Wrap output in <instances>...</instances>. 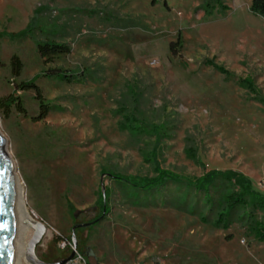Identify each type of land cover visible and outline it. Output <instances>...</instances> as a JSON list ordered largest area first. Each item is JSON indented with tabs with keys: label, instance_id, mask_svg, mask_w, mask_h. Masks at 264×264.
Here are the masks:
<instances>
[{
	"label": "rangeland",
	"instance_id": "1",
	"mask_svg": "<svg viewBox=\"0 0 264 264\" xmlns=\"http://www.w3.org/2000/svg\"><path fill=\"white\" fill-rule=\"evenodd\" d=\"M222 3L208 14L205 0H0V133L28 213L47 229L41 262L66 258L55 238L75 233L87 264H264L244 212L216 229L191 213L193 199L177 201L185 187L162 200L115 179L154 178L157 160L184 179L243 176L264 196V19L246 0ZM44 44L69 53L46 61ZM126 114L137 131L122 127Z\"/></svg>",
	"mask_w": 264,
	"mask_h": 264
},
{
	"label": "trees",
	"instance_id": "2",
	"mask_svg": "<svg viewBox=\"0 0 264 264\" xmlns=\"http://www.w3.org/2000/svg\"><path fill=\"white\" fill-rule=\"evenodd\" d=\"M206 7L205 11L208 14H212L217 8H222L224 11L227 8L223 5L222 0H205ZM250 2V11L252 14L259 16L264 19V0H246ZM26 34V32L22 33ZM21 34V35H22ZM16 36V35H14ZM172 45V50H173ZM38 52L43 59H46L51 54L59 53H69V48L66 45H39ZM48 57L47 60H51ZM211 66L214 67L220 73L229 76V73L221 66L211 63ZM12 74L15 78H19L22 74L23 64L18 57H13L11 60ZM66 78V77H65ZM244 84L248 86L251 91H254L253 82L250 79H245ZM20 90L34 89L37 92V99L41 103V108L46 109L42 110L41 119L46 118L48 115L47 106L43 103V99L33 83L21 84L18 87ZM19 100V99H18ZM15 100L14 104H19L18 107L21 108V104ZM136 119L131 114L124 115V124L123 128L128 129L131 132L137 131L134 122ZM204 166V164H203ZM153 171L156 173L154 178L143 179L139 181H133L132 179L126 177H115L116 180H119L120 183L129 186L133 194H142L147 197L156 192L161 195L163 200V192L168 189L170 185H176L180 189L185 187L187 191L186 194H182L178 198V202L182 201L183 206L191 205L190 202L193 201V211L192 214H198L202 223L211 224L216 229H222L227 231L233 224L234 218L239 217V213L244 212L247 214V226L250 233L253 235L255 240L264 244V220H258L257 214H264V196L254 193L252 191L250 183L243 177H236L234 174L221 173V172H206V174L194 180L184 179L182 176L177 175L173 172L162 169L160 163L155 160L153 164ZM222 182L223 186L226 188L225 191L220 189L218 182ZM183 192V191H179ZM197 196L196 199L192 198V194ZM132 194V196H133ZM131 196V197H132ZM199 196V197H198ZM136 198V197H132ZM138 199V198H137ZM135 199V200H137ZM102 209L103 204L105 206V197L101 195ZM166 204V201H164ZM200 204L203 205L204 209L199 210ZM207 210V215L205 211ZM213 218L214 220L212 221ZM70 240L60 236L55 238V241L60 240Z\"/></svg>",
	"mask_w": 264,
	"mask_h": 264
},
{
	"label": "water",
	"instance_id": "3",
	"mask_svg": "<svg viewBox=\"0 0 264 264\" xmlns=\"http://www.w3.org/2000/svg\"><path fill=\"white\" fill-rule=\"evenodd\" d=\"M18 227L15 167L6 151V140L0 133V264H17ZM80 227L82 226L75 227L74 231ZM46 232V227L42 223L36 222L33 236L28 243L27 264H49L41 262L35 255L37 247L42 244L46 236ZM75 239V233H73L72 241L75 249H78ZM73 257L74 253L69 258L53 264H66Z\"/></svg>",
	"mask_w": 264,
	"mask_h": 264
},
{
	"label": "bare ground",
	"instance_id": "4",
	"mask_svg": "<svg viewBox=\"0 0 264 264\" xmlns=\"http://www.w3.org/2000/svg\"><path fill=\"white\" fill-rule=\"evenodd\" d=\"M16 211H17V218L19 225L17 243H16L17 264H22V262L24 261L26 262V258L28 254L27 234L31 229L34 232V227L36 222L28 213L24 200L23 190L17 177H16Z\"/></svg>",
	"mask_w": 264,
	"mask_h": 264
},
{
	"label": "built area",
	"instance_id": "5",
	"mask_svg": "<svg viewBox=\"0 0 264 264\" xmlns=\"http://www.w3.org/2000/svg\"><path fill=\"white\" fill-rule=\"evenodd\" d=\"M57 245L60 251H68L67 258H69L74 253V257L72 258V260H70L66 264H87L86 258L79 252L78 249H75V245L72 240L62 239L58 241Z\"/></svg>",
	"mask_w": 264,
	"mask_h": 264
},
{
	"label": "crops",
	"instance_id": "6",
	"mask_svg": "<svg viewBox=\"0 0 264 264\" xmlns=\"http://www.w3.org/2000/svg\"><path fill=\"white\" fill-rule=\"evenodd\" d=\"M68 256V255H67ZM67 256H66V258H67ZM66 258H64V259H62V260H60V261H63V260H65Z\"/></svg>",
	"mask_w": 264,
	"mask_h": 264
}]
</instances>
